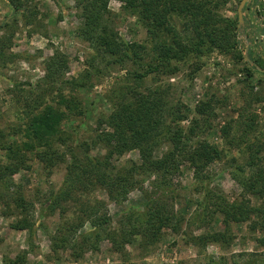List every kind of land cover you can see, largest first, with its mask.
Instances as JSON below:
<instances>
[{
  "label": "rangeland",
  "instance_id": "374dc122",
  "mask_svg": "<svg viewBox=\"0 0 264 264\" xmlns=\"http://www.w3.org/2000/svg\"><path fill=\"white\" fill-rule=\"evenodd\" d=\"M79 1L0 0V140L17 141L21 146L23 137L14 132L25 124L28 102L47 98L50 104L69 97L71 83L77 80L82 83L77 95L85 114L62 126L73 137L62 148L68 150V161L73 147L76 156L88 154L107 163L108 173L132 168L140 159L137 150L122 152L120 143L108 158L105 143L98 137L112 131L106 126L107 118L117 108L150 99L162 107L158 136L151 135L157 139L152 150L155 158L170 148L169 136L162 131L168 127L172 136L183 129L189 139L184 140L186 149L207 142L222 153L219 160L202 170L208 177L203 188L211 191L216 202L254 207L264 204V195L251 194L247 188L250 176L264 172V78L247 76L243 60L229 48L236 24L240 54L248 57L250 53L258 62L257 69L264 72V59H260L264 36L254 38L249 29H240L244 23L238 26L236 12L241 0H219L209 5L215 9V20L206 27L217 40L211 47H197L199 39L204 38V26L196 30L198 22L193 24L189 17L172 16L170 34L153 39L136 11L122 0H108L101 26L106 22L107 31H113L118 42L131 46L132 58L121 62L83 40ZM243 19L264 28V0H249ZM164 44L192 53L182 61L159 67L156 65ZM156 67L158 70L152 73ZM206 101L212 107V120L208 122L195 112ZM172 114H182L185 119L175 122ZM251 121L258 130L249 136V143L241 142L238 148L225 144L221 136L224 125H231L232 138L243 139L235 126L242 130L243 123ZM191 129L194 132L188 136ZM21 150L25 168L11 182L8 180L5 189L0 185V264H259L264 259V246L256 241L260 237L259 220L231 223L226 229L213 206L198 217L203 190L193 188L195 172L188 162H181L167 177H138L144 179V193L133 189L125 198L117 194L110 198L105 190L95 188L59 197L65 164L49 172L34 155ZM258 153L255 170L246 167L251 155ZM10 162L1 151L0 166ZM239 168H244L243 172ZM19 197L27 203L21 216L14 210ZM148 197H155L172 219L150 245L148 237L141 232L134 235L132 230L140 225L139 214ZM104 217L109 223L104 230H96L101 236L96 239L92 225ZM24 218L30 229H14L16 221ZM217 233L224 234L217 242L204 245L197 239Z\"/></svg>",
  "mask_w": 264,
  "mask_h": 264
},
{
  "label": "trees",
  "instance_id": "16d2710c",
  "mask_svg": "<svg viewBox=\"0 0 264 264\" xmlns=\"http://www.w3.org/2000/svg\"><path fill=\"white\" fill-rule=\"evenodd\" d=\"M129 8L136 11L138 19L142 26L146 29L148 34L152 38H160L163 35L170 34L169 28L170 20L172 16L177 17H189L191 22L199 26H204L205 34L204 38L199 39L197 47H203L209 45L210 47L217 44L216 38L213 37V33L208 31L207 24L213 22L215 19L212 12L215 9L210 8L209 5L219 0H122ZM108 0H80L78 6L82 9V19L84 20L83 27L81 29V36L85 42L97 47L104 53L115 57L118 62L123 61L125 58L131 59V53L129 48L131 46L124 45L121 41L118 42L117 35L111 31H107L105 23L103 27V15L107 13ZM215 4V3H214ZM237 17V14H236ZM238 22V21H237ZM238 27L234 26L235 34L233 44L229 45V48L235 50L243 60V71L249 77H255L260 75L264 78V72L257 69V63L248 54V61L240 54L239 42L237 40ZM240 29H249L254 38L264 36V28H260L254 25H250L244 21V25ZM216 46V45H215ZM163 54L160 56L158 65L170 64V61H182L189 56L192 51L187 49L174 50L171 45H163ZM200 50V49H198ZM198 52V51H195ZM133 56H136L133 53ZM260 59H264V53L261 54ZM253 62V63H251ZM264 62V60H263ZM55 65L56 63L53 62ZM152 70L151 72L154 73ZM82 83L77 80H73L71 85L73 87L72 93L69 97L62 98L59 101H54L48 104L47 98L42 100L36 99L31 103L28 102L27 109L24 111L25 124L18 128L17 133H21V146L15 142H7L0 140V152L4 151L9 160V165L0 166V185L7 187L8 180L25 168L26 158H24L21 149H24L25 153L34 155V158L44 167V169L51 172L59 164H65V177L61 186V194L65 197L74 195L77 191L87 192L93 189L101 188L106 191L108 197L112 198L114 195H121L125 198L127 194L133 190L138 189L141 193H144L143 182L144 179H138L142 175L157 177H167L173 172L177 171L181 162H188L189 166L194 169V183L193 188L196 191H202V199L199 203V214L206 212L209 208H214V213L220 214L223 218V223L228 229L231 223L245 222V221H257L258 228L260 230V237L256 239L259 245L264 246V204L260 206H251L242 203L229 204L227 201L216 202L211 195V191L203 188V183L208 178L203 176L202 170L205 169L210 163L221 158V151L216 145L204 142L196 147L187 148L185 139L189 140L185 135L183 129H178L179 133L171 134V130L164 129L162 132L165 136H169L167 143L170 148L163 153L160 158L153 156V148L156 146V137L158 136L159 123L158 117L162 113L161 104L156 101H150V99L138 101L134 104L123 105L117 108L107 118L106 126L112 131L110 133L105 132L102 136H99V142H104V148L108 152L107 157L110 158L113 153L118 150L119 144L122 143L124 147L122 152L127 149L137 150L140 159L133 167H129L128 170L121 171L118 169L116 173L107 172V163H102L99 158L92 157L88 154H84L83 157L76 156L77 149L71 147L69 151L73 152L70 156V161L66 158L67 151L62 148L66 143L73 139L63 129V124L66 121L72 123L75 117L85 114V110L81 100L78 98L77 91L82 88ZM160 109V111H158ZM212 107L210 102H201L196 107V115L205 118L206 121L212 119ZM175 114V113H174ZM173 121L180 122L185 119L184 115H171ZM196 124V122H193ZM256 123L251 121L250 123H243V128L240 130L235 126L237 132L242 133L243 139L232 138L233 132L231 125L226 124L221 128V136L225 141V144L229 147H239L241 142L249 143V136L253 132H257L255 127ZM195 128V126H194ZM158 132V133H157ZM194 129L190 130V135L193 134ZM151 133V134H150ZM156 134V137L151 136ZM168 134V135H167ZM255 134V133H254ZM261 136V132H259ZM0 136L2 132L0 131ZM164 136V135H162ZM254 136H257L256 134ZM258 137V136H257ZM231 138V139H230ZM1 139V137H0ZM237 139V140H236ZM4 140V139H2ZM123 140V142H122ZM115 142V143H114ZM147 143V144H146ZM237 145H236V144ZM254 147V146H253ZM259 154L256 156L251 155L248 162L245 164L249 169L257 166L259 160ZM107 159V158H106ZM107 162V161H106ZM240 172H243L244 168H239ZM244 178V177H243ZM7 180V182H6ZM246 180V179H242ZM142 182V183H140ZM247 188L251 194L264 195V172L259 171L255 175L250 176L247 181ZM146 194V193H145ZM14 210L17 216H21L27 210V203L24 199L19 197L14 201ZM197 217V220H199ZM132 219L131 216H129ZM256 218V219H255ZM140 225L136 229L133 226L134 235L137 232H141L145 237L147 244H154L157 241L158 236L163 228H168L172 223L170 215L164 214L162 205L157 202L155 197L146 198V204L144 210L139 214ZM137 222V218L135 217ZM109 223V219L104 217L97 223H94L93 234L95 238L99 239L101 236L96 233V230H104V226ZM174 226V225H173ZM172 226V228H173ZM17 230L30 229V225L26 218L18 219L13 226ZM141 228V229H140ZM140 229V231H139ZM256 228H254L255 230ZM110 237L109 235H107ZM224 234H213L207 236H200L198 241H202L205 245L211 242H217L222 238ZM11 264H17L13 261ZM264 264V259L259 262Z\"/></svg>",
  "mask_w": 264,
  "mask_h": 264
},
{
  "label": "water",
  "instance_id": "95a60500",
  "mask_svg": "<svg viewBox=\"0 0 264 264\" xmlns=\"http://www.w3.org/2000/svg\"><path fill=\"white\" fill-rule=\"evenodd\" d=\"M249 0H241L238 7H237V21H238V26H241L244 23V19H243V9L246 5V3ZM245 60L248 61V57H245Z\"/></svg>",
  "mask_w": 264,
  "mask_h": 264
}]
</instances>
